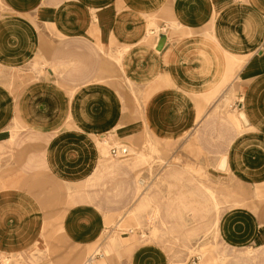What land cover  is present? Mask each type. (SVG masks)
<instances>
[{"label":"crops","instance_id":"crops-1","mask_svg":"<svg viewBox=\"0 0 264 264\" xmlns=\"http://www.w3.org/2000/svg\"><path fill=\"white\" fill-rule=\"evenodd\" d=\"M151 168L222 202L196 264H264V0H0V264H83ZM106 233L97 264H190Z\"/></svg>","mask_w":264,"mask_h":264},{"label":"rangeland","instance_id":"rangeland-1","mask_svg":"<svg viewBox=\"0 0 264 264\" xmlns=\"http://www.w3.org/2000/svg\"><path fill=\"white\" fill-rule=\"evenodd\" d=\"M148 143H151L149 141ZM132 155L134 150L131 148ZM153 155V154H152ZM130 157V156H129ZM151 161V162H150ZM147 162L149 166L154 163L153 157H148ZM149 174L146 179V183L138 184L137 194H144L145 197H150L151 202L142 207L139 211L135 206L138 205V201H131L130 206L127 208L126 216L118 217V220H114L111 225L107 228V231H118L122 235H129L130 231L132 234H136L140 240L145 242H156L162 244L175 254H181L183 252H189L190 260L195 257H203L219 247V236L216 233L217 230V219L223 208H221L222 202L218 200H163L156 202L153 200L155 192L154 184V174L153 168L148 170ZM186 170L183 173H179L178 177H185ZM198 176L202 177L201 173H197ZM145 176L142 174L141 177ZM151 177V178H149ZM97 187V186H95ZM132 188V186H130ZM131 190V189H130ZM228 192L233 191L230 186L227 187ZM159 191L164 195L168 194L170 197L171 193H186L193 192L194 194L203 193L210 194L209 196L214 198L216 191L212 188L208 189L206 186L199 184L194 186H172L170 184L163 183L159 186ZM185 196V195H184ZM235 202L228 197L226 205L234 204ZM198 209L200 216L196 218L188 217L191 213L190 210ZM146 214L144 217L140 218L138 213ZM215 214L212 218L207 215ZM205 216H202V215ZM209 222V227L206 231L202 230L200 225ZM195 226V227H194ZM104 233L100 241L88 251V254L92 252H104L106 254H111L112 251L108 250L105 245H108L107 233ZM104 246L101 248V246ZM87 254V255H88ZM94 254V253H93ZM194 257V258H193ZM192 258V259H191Z\"/></svg>","mask_w":264,"mask_h":264},{"label":"built area","instance_id":"built-area-1","mask_svg":"<svg viewBox=\"0 0 264 264\" xmlns=\"http://www.w3.org/2000/svg\"><path fill=\"white\" fill-rule=\"evenodd\" d=\"M161 29H152L151 34L157 35L159 37ZM110 155L115 158H127L132 155L131 148L126 144H117L113 145L110 148ZM101 257V253L96 252L90 255L87 260L83 264H97V259ZM6 263L8 262L5 259ZM199 261V257H195L193 260L190 261V264H196Z\"/></svg>","mask_w":264,"mask_h":264},{"label":"water","instance_id":"water-1","mask_svg":"<svg viewBox=\"0 0 264 264\" xmlns=\"http://www.w3.org/2000/svg\"><path fill=\"white\" fill-rule=\"evenodd\" d=\"M164 39H165V35H162V36L160 37V41L162 42V41H164ZM224 165H225V163H224Z\"/></svg>","mask_w":264,"mask_h":264},{"label":"bare ground","instance_id":"bare-ground-1","mask_svg":"<svg viewBox=\"0 0 264 264\" xmlns=\"http://www.w3.org/2000/svg\"><path fill=\"white\" fill-rule=\"evenodd\" d=\"M200 258V257H199ZM202 258V257H201Z\"/></svg>","mask_w":264,"mask_h":264}]
</instances>
